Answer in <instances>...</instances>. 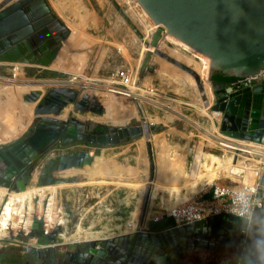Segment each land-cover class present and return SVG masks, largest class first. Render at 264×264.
I'll use <instances>...</instances> for the list:
<instances>
[{
	"label": "water",
	"instance_id": "1",
	"mask_svg": "<svg viewBox=\"0 0 264 264\" xmlns=\"http://www.w3.org/2000/svg\"><path fill=\"white\" fill-rule=\"evenodd\" d=\"M111 1L118 11L130 1L152 32L142 74L158 52L161 41L175 40L182 44L208 62V78L216 97L211 111L220 119V123L217 118L214 120L219 124V133L233 140L264 146V81L229 99L223 96L224 89L213 81L215 72L237 77L235 81H241L254 78L264 71V0ZM83 52L79 37L57 16L48 0H4L0 3V64L69 69ZM87 54L91 58V52ZM11 79L0 77L7 83ZM37 83L43 89L19 92L10 104H3L5 109H0V112H4L2 115L10 112L6 116L8 122L11 128L19 132L13 138L12 132L0 124V187L9 193L25 192L38 169V187L98 179L113 180L123 173H129L128 168L117 166L115 173H109L104 161L89 151L78 150L47 157L54 150L81 143L99 147L124 145L150 137L162 128L161 125L146 122L142 108L132 94H121L115 106L116 116L118 119L124 118L136 108L140 119L133 118L125 125H107L91 119L104 115L107 109L106 99L98 89L87 90L82 84L78 86L53 81L48 82L49 85ZM88 123L95 124L103 131L87 132ZM39 130L47 131L52 137L48 147L42 151L37 150L32 141ZM148 145L151 146V143L148 142ZM149 154L152 155V152L149 151ZM155 169L153 164L151 182L155 180ZM259 176L256 177L257 181L264 186V168ZM123 177L127 179V176ZM251 178L248 177V181ZM243 181L239 179L234 184H254V181ZM214 191L215 186H212L204 199H211ZM45 192V198L41 197L42 193L33 194L32 198H25L24 207L22 201L14 206L10 217L11 224L19 228L16 236L46 237L52 241L63 237L64 240L74 241L70 236L63 235L57 192ZM135 211L136 208L131 219L125 210L119 212L118 216L122 215L117 219L119 223L126 222L118 225L123 226L122 229L104 223L103 227L111 229L110 232L99 229L92 238L81 243L85 242L92 249L99 243L100 252L123 254L124 260L138 264L144 259L157 257L159 253L161 257L169 253L173 256L175 253L172 249L180 243L184 246L194 243L200 248L211 244L214 249L216 234L228 236L232 232L239 233L236 218L228 214L178 227L176 220L167 215L168 210L155 217L145 211L139 213L141 216L138 219L135 218ZM139 219L140 223L134 228L130 221ZM2 262L0 264H7L4 260Z\"/></svg>",
	"mask_w": 264,
	"mask_h": 264
},
{
	"label": "crops",
	"instance_id": "2",
	"mask_svg": "<svg viewBox=\"0 0 264 264\" xmlns=\"http://www.w3.org/2000/svg\"><path fill=\"white\" fill-rule=\"evenodd\" d=\"M113 17L114 15L111 16V18ZM93 20L95 23L91 24L100 26L97 18L94 17ZM142 21L137 16L124 14V9H121L118 18L120 24H118V27L116 26L117 30L111 31V34H109L107 29L104 28L101 29L102 34L99 36L103 40L102 42L105 45L107 44L114 58L109 55L104 56L106 51L104 47H101L103 43L101 45L98 44L101 47L99 51L101 57L99 58V64L91 67L89 65L90 62L86 65L83 74L76 71L78 61H75V65L69 68L72 73L68 72L67 78H63V76L57 78L44 77L47 73H54L56 71L54 67L37 68L34 66H19L21 64H15L16 68H21L19 75L17 73L11 76V78L20 80V82L37 81L46 83L44 85H49L48 82L52 81L67 84L72 82L71 80L76 79L82 80L85 83H94L100 88L99 91L102 89L101 96L105 99H107V95L114 96L115 106L121 99V93L118 91L132 94L136 92L138 86H142L138 94L145 95L146 100L142 101L139 97L131 96L139 102L143 117L148 124L162 126L158 133L124 145L99 147L81 143L65 149L54 150L47 157L50 158L51 156L71 151H89L97 159L104 161L109 173H115L117 166L128 168L129 173H123L124 176H127L125 181L133 182V184L144 182L147 186L144 190L118 187L113 184V180H108V183H102L105 179L88 180L84 183L66 182L44 186L43 188L56 187L60 219L64 229L63 235L74 236L76 240H89L94 234L93 230L97 231L104 228V223H110L115 228L120 224H126L125 221L119 223L120 216L117 215V211L119 213L121 210H125L131 219L134 208H136L133 207L136 203L131 201L138 196L140 197L141 193L145 197V202L142 204V209L139 212L145 213L146 211L149 215L152 210L159 212V214L167 211L168 208H166L165 203H168V199H176L175 195L178 194L177 192L170 193L166 189H161L155 201H153V190L157 188H182L181 194L183 193L189 197L180 205L207 194L212 186L219 185L220 180H216L214 184H209L208 180H204L203 185L199 184L196 188L190 190H186L184 187L186 176L188 174L191 176L194 173V170L192 173V167L195 166L197 156L203 155L200 160L203 166L208 162L204 156L217 155L225 161L234 154L235 156L239 155V161L246 168L252 165L254 168H258L257 172L259 174L262 168H264V146L233 140L222 135L219 133V124L214 122L215 117L210 116V114H214L211 111V107L215 104L216 97L213 84L208 78L207 60L205 61L197 57L195 53L187 50L182 44L173 45L171 41L163 40L160 42L158 52L152 57L142 74V67L152 41V32L145 25V22ZM115 45H124L125 47L123 48L127 51V55H124L122 49L116 48ZM133 52L139 53V56L136 55V58H139V60L136 59V62L139 64H137V67H133L129 63L131 60H135L132 56ZM118 55L119 58H116ZM117 59L122 63L117 65ZM199 62H201V65ZM116 65L117 67H114ZM113 67L115 68V75L110 76L109 79L108 74L113 70ZM24 69H35L36 72L28 76V73ZM199 71L203 74L205 73L206 80L202 78ZM90 76L95 77L96 80L98 79L97 83ZM149 76H152L151 80ZM0 77L10 78V74L3 72V74H0ZM122 78H125V82L129 83V85L122 83ZM189 78L193 80L191 84L187 82ZM210 95L213 96L212 102L209 99ZM11 97L14 98L15 96ZM10 98L3 94L0 96V104L8 103ZM160 102L165 104V106H170L174 110H177L179 115L175 114V119H171V115L176 112L169 113L165 109L166 107L160 108L157 105ZM115 106L114 115L116 116ZM205 109L209 111V114L204 112ZM154 112H157V114ZM159 114L161 116H157ZM138 118L140 119V117ZM156 119H159V121H156ZM218 122L220 123V120ZM213 140H217V142L214 143ZM148 142L151 143V146L148 145ZM235 148H239L238 150L241 152L238 154L233 151L236 150ZM149 151L152 152V155L149 154ZM151 159L154 161L151 162ZM175 162L178 163L175 164ZM153 164H155L156 168L155 180L151 182ZM198 169H200L201 173L204 172L202 166L198 167ZM39 170L33 174L29 187L42 188L36 185ZM259 174H249L247 176L256 178L260 177ZM262 180L264 181V177H262ZM225 184L228 183L226 182ZM233 185L239 186L234 183ZM152 203L154 204L152 205ZM260 211H264V206ZM159 214L155 216H159ZM135 218L138 219L140 217ZM63 219L66 221V224H64ZM140 220H131L130 223L135 228L140 223ZM11 223L12 220L9 221L8 226ZM79 230H81L80 233H78ZM9 233L10 230L7 229L6 235H9ZM5 241H9L7 243L13 242V246L15 247L22 246L21 248H24L25 245L23 244L27 243L26 246L34 244L37 242V238L28 237L24 239L18 236L14 237L12 233V238ZM228 259H225L227 261L225 264H235V258Z\"/></svg>",
	"mask_w": 264,
	"mask_h": 264
},
{
	"label": "bare ground",
	"instance_id": "3",
	"mask_svg": "<svg viewBox=\"0 0 264 264\" xmlns=\"http://www.w3.org/2000/svg\"><path fill=\"white\" fill-rule=\"evenodd\" d=\"M3 1L4 0H0V3L3 2ZM79 2L81 3V0H79ZM53 3L56 6L59 5L58 6L59 11L62 14L64 12L63 0H56V1L54 0ZM74 13L77 14V15L79 14L78 16H76L79 21H88L87 18L89 16L90 12H89V10L86 7L83 6V9H79V10H77V12L75 10L73 12V14ZM86 13H87V15L83 16ZM141 18H142V16H141ZM144 22H145V20H144ZM91 23H95V21L93 20V17L91 18ZM91 23H87L86 25H91ZM75 27L77 28V30L80 31V32H78L79 34L76 33L73 29L72 30L74 31L75 35L79 37L80 42H81V46L84 47V48H89V46L91 45V42H93V39L90 40V39H87V38H83V36L81 35V32H84L83 29L85 28V25H82V24L78 25L77 24V25H75ZM85 34H87V33H85ZM176 43L179 44L178 42H176ZM88 52L89 51H87L86 54L85 53L81 54L77 58L78 63H77V66H76V71H78L81 74H83V72H84V70L86 68V65L89 64V63H87V61L90 60V58H89V56L87 54ZM201 59L206 61L205 58H201ZM14 64H17V63H14ZM199 64L201 65V62H199ZM52 67L57 68L59 70L63 69L60 66H52ZM64 70L67 71V70H70V69H66L65 68ZM199 73H200V75H202V78H204V80H206L205 73L203 74L200 71H199ZM151 77L149 76L150 80H151ZM71 81L72 82H69L67 84L80 86V83H79L80 81H77V80H75V81L71 80ZM191 81L193 82V80L191 78H189L187 80V82H190V84L192 83ZM81 84L87 90H90V89H98L99 90L100 89L98 87V85L94 84V83L82 82ZM42 87L43 86L38 84L37 81L36 82L27 81V82L21 83L20 80L11 79V82L7 83L6 80H0V96L5 94V96H8L10 98L11 96H15L16 94L18 95L19 92L27 91L28 89H37V88L43 89ZM140 87H142V86H138V88H136V92L132 93V95H134L135 97H139V98L142 99V101H144V100H146L145 95L138 94L139 90H140ZM101 92H103L102 89L100 90V93ZM209 99L212 102L213 96L210 95ZM11 100H12V97L10 98V101L8 103H6V104H10L12 102ZM106 103H107V109H106L105 114L102 115V116L95 117L94 119H96V121L102 122V123L107 124V125H125V124L130 123V121L133 118L139 117L138 112L135 111L133 113H129L124 118L118 119L114 115V113H115V111H114V106L115 105L114 104L115 103H114V96L113 95H110V96L107 95ZM12 105L13 104H11V107H12ZM157 105L160 108H165L166 107L165 109L169 113L176 112L173 115H171L172 116V117H170L171 119H175V114L179 115L177 110H174L170 106H165V104H162V102L158 103ZM1 108L5 109V106L0 104V109ZM134 110H136V108ZM204 112H206V114H209L208 113L209 111L207 109H205ZM2 113H4V112H0V124L5 129H7L8 131L12 132L13 138H16L19 135V132L17 130H15L14 128H11V126H10V124L8 122V118L6 117L8 115V113L10 115V112L6 113L5 115H2ZM210 116H213V117L217 118L218 120H220L216 113L215 114H210ZM156 121H159V119H156ZM213 142L216 143L217 140L216 141L213 140ZM231 147H233V146H231ZM235 149L238 150L239 148H235ZM236 150H233V151L237 152L238 154L241 152L240 150H238V151H236ZM201 157H203V155L196 157L195 166L192 167V173H193V170H194L193 175L190 176L188 174L186 176V178H185L186 180H185V186L184 187L186 188V190H190V189L196 188L199 184H202L204 182V180H208L209 184H214V182L216 180L219 181V180L225 179V178H232V179H235L236 181H239V179H240V181L244 179L243 182H247V183H251V182L254 181L253 185H255V183L257 181V178L254 179V177H253V179L251 178L250 181H248V177L249 176H247V175H249V174H258V172H257L258 168H254L252 165L250 167H247V168L244 167L243 163H241L239 161V155L235 156L233 154L230 158H228L225 161L223 159H221L217 155L204 156V158L207 159V161H208L206 163V165H204V166L200 162ZM177 163L178 162H175V164H177ZM200 166H202L204 168V170H203L204 172H202V173H201L200 169H198V167H200ZM197 170H198V172H197ZM223 173H224V176H223ZM244 173H245V176L243 177ZM108 180H110V179H105L102 183H108ZM83 183H81V184H83ZM113 184L117 185L118 187H128V188L141 189V190H144V189L147 188V186H146V184L144 182H136V183L133 184V182L125 181V178L123 177V175H120L119 177L114 178L113 179ZM253 185H250V186H253ZM204 186H206V185L204 184ZM218 186H220V185H218ZM161 189H166L170 193H172V192H177L178 193L177 195H175L176 199H168V203H165L166 208H168L169 214L172 213L175 209H177V207L180 206V204H182L183 202H185V200L188 199V197H189L188 195L186 196L183 193L181 194L182 188H179V187L162 188V187H160V188H157V189L153 190L154 191V195H153L154 199H153V201H155V198L158 195V193L161 191ZM45 190H48L50 192L57 191L56 187H51V188L50 187H47V188H43V187L42 188L29 187L25 192H22V193H16L14 191L9 193L7 191V189L0 187V222L2 221V222L9 223V221L11 220L10 216H11V214L13 212L14 206L16 204L18 205L20 203V201H22L23 205L22 204L21 205H22V207H24V203L26 201V199H25L26 197L27 198L28 197L32 198L33 194L42 193L41 197L45 198L46 197V192L44 193ZM7 193H9V194L6 195ZM5 200H7V201L5 202ZM131 202H135L136 203L135 207H136L137 210L135 211V217H138V215L140 213L139 210L142 209L141 208L142 204L145 202V197H143V194L141 193L140 197L138 196L136 199H133ZM131 204H133V203H131ZM153 204L154 203H152V205ZM150 213H151L150 214L151 216H155V215L159 214V212H156L154 210H152ZM161 213H164V212H161ZM63 222H64V224H66V221H64V219H63ZM118 228L122 229L123 226H119ZM104 231L108 233V232L111 231V229H108V227H104ZM80 232H81V230L78 231V233H80ZM6 233L7 232H4V233H2V235H5Z\"/></svg>",
	"mask_w": 264,
	"mask_h": 264
},
{
	"label": "flooded vegetation",
	"instance_id": "4",
	"mask_svg": "<svg viewBox=\"0 0 264 264\" xmlns=\"http://www.w3.org/2000/svg\"><path fill=\"white\" fill-rule=\"evenodd\" d=\"M49 1V0H48ZM50 3V1H49ZM82 4V3H80ZM79 10L78 3L75 4ZM66 7V6H65ZM80 9H83L81 6ZM75 11V9H74ZM77 15V14H76ZM79 15V14H78ZM89 21V20H88ZM87 21H82V25H86ZM85 38V37H83ZM127 55L126 53H124ZM22 66V65H19ZM24 66V65H23ZM32 82V81H31ZM34 88V87H33ZM89 127L87 126V132ZM96 131L101 133V128H96L90 132ZM218 235L214 249L212 245L206 248L197 247L194 243H187L184 245L178 244L172 251L175 255L163 254L157 257L144 259L142 263L138 264H209L207 260L199 257L203 251L212 253L214 256H222L229 253H238L243 237L236 232L226 235ZM16 237V236H15ZM28 238V237H26ZM37 238V237H35ZM25 239V238H24ZM0 241V263L4 260L7 264H130V260H124V255L114 253L100 252L99 243L95 244L94 249L91 246L85 245V242L74 241L66 242L65 240L56 239L54 241L48 240L46 237L37 238L34 244L22 246H13V242ZM211 242V241H210ZM219 242V243H218ZM19 243V242H18ZM95 250V251H94ZM164 257V258H163ZM166 257V258H165ZM134 264L135 261H133Z\"/></svg>",
	"mask_w": 264,
	"mask_h": 264
},
{
	"label": "rangeland",
	"instance_id": "5",
	"mask_svg": "<svg viewBox=\"0 0 264 264\" xmlns=\"http://www.w3.org/2000/svg\"><path fill=\"white\" fill-rule=\"evenodd\" d=\"M50 1V3H51V6H52V8L54 9V11L56 12V14H57V16L62 20V21H65V23L66 24H68L69 25V27L71 28V29H73L76 33H78V32H80L79 30H77V28L75 27V25H81L82 24V21H79L78 20V18L76 17V16H78V15H76L75 13V15L73 14V12H74V9L76 10V12H77V6L75 5L76 4V2L78 3V6H79V9L81 8V6H84V7H86L88 10H89V12H90V14H89V16H88V18H87V20H89V21H87V23H91V18L93 17H95V18H97V21L99 22V24H100V26H97L96 24H91V25H85V28L83 29V31L85 32V33H87V34H85L84 32H81V35L83 36V37H85V38H87V39H90V40H92L93 39V42H91V45L89 46V48H84V47H82L83 49H84V52L83 53H85L86 54V52L87 51H89V52H91V54H90V60H88L87 61V63H90L89 65H91V67H94L96 64L98 65L99 64V58H101L100 57V54H99V51H100V48L101 47H104L105 48V51H106V53H105V55L104 56H106V55H109V56H112L113 57V55L110 53L111 51H110V49H109V47L107 46V44L105 45L102 41V39H100V37L99 36H101V34H102V31H101V29H107V31L109 32V34H111V31H114V30H117V27H118V24H120L119 22H118V18H119V15H120V11H118L117 10V8L114 6V4L112 3V1L111 0H81V3L82 4H80V2H79V0H63V4H64V12L61 14L60 13V11H59V8H58V6L59 5H55L53 2H54V0H49ZM56 1V0H55ZM70 1V2H69ZM66 6V7H65ZM122 9H124V14L126 13V14H130V15H133V16H137L139 19H141V20H143L142 18H141V15L138 13V15H137V11L135 10V8H134V6H133V4L130 2V1H128L127 2V4L125 5V7H123ZM136 11V12H135ZM84 12V11H83ZM85 15H87V13L86 14H84L83 16H85ZM106 15V16H105ZM112 15H114V17L113 18H111V16ZM90 17V18H89ZM117 17V18H116ZM144 21V20H143ZM142 21V22H143ZM145 25H147L146 23H145ZM117 26V27H116ZM148 27V26H147ZM148 29H149V27H148ZM79 34V33H78ZM166 40H168V39H166ZM169 41H171V44L173 43V45H177V43H176V41L175 40H169ZM101 43H103V45L101 46V47H99V45L98 44H100L101 45ZM109 45V44H108ZM98 47H99V49H98ZM115 47L116 48H120V49H122V53L124 54V53H126L127 54V51L125 50V48H123V47H125L124 45H115ZM83 53H81V54H83ZM92 53H94V54H92ZM96 53H98V54H96ZM141 53V52H140ZM80 54V55H81ZM139 53H136V52H133L132 53V56H133V58L135 59V60H131L130 61V65H133V67H137V64H138V62H136V59H138L139 60V58H136V55H138ZM125 55V54H124ZM102 56V55H101ZM139 56V55H138ZM76 58H78V57H76ZM114 58V57H113ZM116 58H119V55H118V57H116ZM76 60V59H75ZM114 60V59H113ZM77 61V60H76ZM117 65L118 64H121L122 62L119 60V59H117ZM117 65L116 66H114V67H117ZM139 65V64H138ZM113 67V70H111L110 71V73L108 74V76H109V79H110V76L112 77V76H114L115 74H114V68ZM63 68V67H62ZM21 68L19 67H17L16 68V65L14 64V63H9V64H0V74H3V72H8L9 74H10V78H11V76L12 75H16L17 73H18V75H19V73H20V70ZM56 69V71L54 72V73H47V74H45L44 75V77H50V78H57V77H62L63 76V78L65 77V78H67V73L68 72H71L70 70H67V71H65L64 69L65 68H63L62 70L60 69H57V68H54V70ZM94 69V68H93ZM25 70V72L26 73H28L27 75L29 76V75H32V74H34L35 72H36V70L35 69H24ZM53 70V71H54ZM96 71H97V69H96ZM64 72V73H63ZM98 72V71H97ZM63 73V74H62ZM72 73V72H71ZM17 75V76H18ZM96 75V74H95ZM83 77H86V76H83ZM90 77H92V76H90ZM10 78H8V79H10ZM73 78H75V77H73ZM95 81H96V83H97V81H98V79L96 80V78L95 77H92ZM7 79V78H6ZM76 79V78H75ZM112 80V79H111ZM157 80V79H156ZM73 81H75V80H73ZM82 81V80H81ZM122 83H124V84H127V85H129V83H126L125 82V78H122ZM158 82H159V80H157ZM155 114H157V112H154ZM157 116H161V114H159V115H157ZM95 117H97V116H94V117H92L91 119L92 120H96V119H94ZM139 119V118H138ZM97 122H99V121H97ZM99 123H102V122H99ZM133 124H135V123H132V125ZM121 162V161H120ZM262 171V170H261ZM259 174V173H258ZM230 179V180H229ZM229 179H227V178H225V179H221L220 180V182H219V185H223V184H225L226 182L229 184V185H233V183H236V180L235 179H232V178H229ZM218 184V183H217ZM135 203V202H134ZM133 203V204H134ZM133 207H135V204L133 205ZM122 209V208H121ZM142 212H143V210H142ZM107 214V213H106ZM110 214V213H109ZM142 214V213H141ZM114 215H116V214H114ZM117 215H119V213H118V211H117ZM105 216V215H104ZM141 215H139L138 217H140ZM120 217H122V215H120ZM119 217V218H120ZM123 218L124 219H126L127 217H125V214H123ZM94 232L96 231V230H93ZM100 231H102V230H100ZM70 238H72V239H74V241H81V240H76L74 237H71V235H70ZM58 239H61V240H63V237H58ZM71 240V239H70ZM74 241H68V239L66 240V242L68 243V242H74ZM239 251V250H238ZM203 254H199V257H201L203 260H207V263H209V264H225L227 261L225 260V259H228V258H232V259H234L235 258V253H229L228 255L227 254H225V255H222V256H218L219 257V259H218V257L217 256H214L212 253H209V252H206V251H203L202 252ZM229 260V259H228ZM230 261V260H229Z\"/></svg>",
	"mask_w": 264,
	"mask_h": 264
},
{
	"label": "built area",
	"instance_id": "6",
	"mask_svg": "<svg viewBox=\"0 0 264 264\" xmlns=\"http://www.w3.org/2000/svg\"><path fill=\"white\" fill-rule=\"evenodd\" d=\"M76 80L80 81L78 79ZM261 81H264V71L256 75L254 78L234 81L230 85L224 87L223 96L226 99H229L232 95L239 94L245 89L253 87L255 83ZM79 83L81 85L82 81ZM118 92L121 94H129L125 91ZM245 188L252 190L251 195L253 204L257 209H261L264 206V187L260 186L259 182L256 181L253 186H235L229 184L217 185L215 186V191L211 199H204V196L196 197L185 204L178 206L172 213L169 214L168 212L167 215L176 220L178 227L202 221L211 216L220 214L233 216L234 192L237 189ZM2 238H4L3 240H10L12 238V233L10 232L9 235H0V239Z\"/></svg>",
	"mask_w": 264,
	"mask_h": 264
},
{
	"label": "clouds",
	"instance_id": "7",
	"mask_svg": "<svg viewBox=\"0 0 264 264\" xmlns=\"http://www.w3.org/2000/svg\"><path fill=\"white\" fill-rule=\"evenodd\" d=\"M251 192L247 188L234 192L232 215L243 237L235 264H264V211L254 206Z\"/></svg>",
	"mask_w": 264,
	"mask_h": 264
},
{
	"label": "trees",
	"instance_id": "8",
	"mask_svg": "<svg viewBox=\"0 0 264 264\" xmlns=\"http://www.w3.org/2000/svg\"><path fill=\"white\" fill-rule=\"evenodd\" d=\"M237 79H238L237 77L224 76V74L220 72H215L213 74V81L216 83V85L219 86L220 89L230 85ZM88 127H89L88 129L89 132L93 129L98 128L93 123H88ZM51 140H52L51 135L47 131H44V130H39L37 135L33 137L32 139L33 145L39 151H42L43 149L48 147ZM8 224L9 223H6V222H2V221L0 222V233L7 232V229H8L10 230V232H12L16 236L19 233V228L16 225H12V224L8 226Z\"/></svg>",
	"mask_w": 264,
	"mask_h": 264
}]
</instances>
